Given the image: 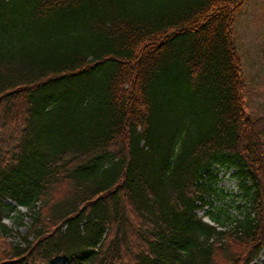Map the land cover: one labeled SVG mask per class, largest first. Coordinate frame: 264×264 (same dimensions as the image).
I'll list each match as a JSON object with an SVG mask.
<instances>
[{
    "label": "trees",
    "instance_id": "obj_1",
    "mask_svg": "<svg viewBox=\"0 0 264 264\" xmlns=\"http://www.w3.org/2000/svg\"><path fill=\"white\" fill-rule=\"evenodd\" d=\"M242 0H0V264H251L264 117L234 40ZM233 215H197L214 167ZM235 198V197H234ZM18 233V232H17Z\"/></svg>",
    "mask_w": 264,
    "mask_h": 264
},
{
    "label": "rangeland",
    "instance_id": "obj_2",
    "mask_svg": "<svg viewBox=\"0 0 264 264\" xmlns=\"http://www.w3.org/2000/svg\"><path fill=\"white\" fill-rule=\"evenodd\" d=\"M233 27L235 44L244 66L248 111L253 116L264 117V0H242L235 9ZM213 171L217 176L213 189L223 192L224 196L219 197L213 194L206 197L210 206L200 207L197 213L198 217L205 222L211 219L209 213L217 207L226 208L236 216V206L241 204L236 197L239 194V182L234 177L235 171L223 169L220 166L214 167ZM22 212L28 215L24 219V225H16L13 219L5 221L7 227L12 230V234L0 241V260L6 258L5 254L10 252L13 243L15 245L22 243L18 235L27 236L31 226V215L26 209ZM261 256L262 261L259 262ZM255 261H258V264H264V249ZM55 264L69 263L56 261Z\"/></svg>",
    "mask_w": 264,
    "mask_h": 264
},
{
    "label": "bare ground",
    "instance_id": "obj_3",
    "mask_svg": "<svg viewBox=\"0 0 264 264\" xmlns=\"http://www.w3.org/2000/svg\"><path fill=\"white\" fill-rule=\"evenodd\" d=\"M262 261V256H261V259L259 260V262ZM252 264H258V261H255L254 263Z\"/></svg>",
    "mask_w": 264,
    "mask_h": 264
}]
</instances>
